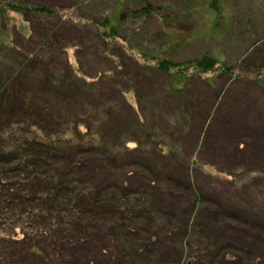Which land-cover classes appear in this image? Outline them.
Returning a JSON list of instances; mask_svg holds the SVG:
<instances>
[{"label": "rangeland", "instance_id": "rangeland-1", "mask_svg": "<svg viewBox=\"0 0 264 264\" xmlns=\"http://www.w3.org/2000/svg\"><path fill=\"white\" fill-rule=\"evenodd\" d=\"M0 4L6 9V15L0 13V49L8 51L3 59L8 73L18 69L19 54L24 57L21 61L32 55L54 60L62 71L67 61L73 70H80L76 54H83L84 70L95 76L103 66L100 58H108L113 67L117 49L126 50V58L118 57L117 62L130 74V82L122 80L119 86L148 123L146 130L131 129L128 105L108 107V113L112 110L109 119L99 124L104 139L120 146L126 133L133 142L115 169L104 167L108 157L100 154L98 161L104 166H92L93 183L95 188L112 186L108 195H121L130 180L126 197L137 211L142 209L143 243L157 247L156 258L160 252L163 257L174 256L185 240L199 249L196 253L191 246L185 249L191 264H264V187L260 180L264 169L252 172L249 167L264 164V0H0ZM148 6L153 13L144 17L141 10ZM39 7L50 12L37 13L34 8ZM119 11L123 14L122 39L105 43L91 21ZM36 26L43 27L46 46L36 41ZM209 55L219 60L213 70L201 73L188 64ZM162 59L179 65L172 69L173 75L188 74L183 93L173 96L167 92L172 81L163 71L148 76L146 69L156 68ZM173 84L181 83L173 80ZM107 95L114 100L111 90ZM87 116L88 120L92 117ZM130 171H135L131 179ZM193 190L200 199L186 226L183 215L187 220ZM134 191L139 194L133 196ZM99 223L85 241L74 244L76 251L68 248L72 253L68 264L80 262L73 257L77 247L79 259L86 255L99 264H108L110 258L116 262V243L108 235L112 223ZM77 237L76 232L71 239L79 242ZM134 244H127L129 253ZM17 252L19 256L13 259L18 264L25 252Z\"/></svg>", "mask_w": 264, "mask_h": 264}, {"label": "trees", "instance_id": "trees-1", "mask_svg": "<svg viewBox=\"0 0 264 264\" xmlns=\"http://www.w3.org/2000/svg\"><path fill=\"white\" fill-rule=\"evenodd\" d=\"M0 6L3 9L0 10L1 16L6 15L5 6ZM149 8L141 10L142 16L148 17L153 13ZM34 10L37 13L50 12L44 7ZM110 15L92 20L91 26L98 30L100 40L116 43L117 39H122L120 20L123 14L119 11L114 16ZM32 30L30 28L29 32ZM35 30L39 32L38 44L46 46L47 38L41 36L43 27L36 26ZM57 31L60 32L59 29ZM117 50V56L113 54L116 57L112 60L113 67H109L108 58H100L103 66L94 76L84 70L83 54H76L80 70H73L66 59L68 65L65 72L57 69L61 64L56 66L54 60H40L39 56L33 58L32 55V59L21 61L24 57L19 54L18 69L8 73L3 60L8 51L0 49V264H17L13 259L20 254L17 250L22 254L25 252L24 259L20 256L22 260L18 264H68L66 259L72 256L68 248L75 250V243L85 241L92 228H99L101 220L112 223L108 235L114 238L115 241H112L116 243L115 248L121 256L113 254L120 260L115 262L110 258L108 264H191L192 259L186 256L185 249L191 246L194 253L199 250L183 240L184 247L174 250V256L168 254L165 256L168 258H165L160 252L159 258H156L154 248L157 247L154 245L150 248V244L143 243L145 239L141 233L146 227L140 224L143 222L139 214L142 209L137 211V206L126 197L125 192L131 191L130 180H126L128 185L124 183L122 188L125 191L121 195L118 191V195H108L112 186L95 188L93 179L96 173L92 166L99 163L103 167L105 163L104 167L107 165L108 169H115L119 165L117 163L130 153L128 144L133 142L126 133L121 136L126 141L120 146L104 139L99 124L101 119H109L112 110L108 113V107L116 108V105L123 103L128 105L131 112H125L126 117L130 118L128 125L131 129L146 130L148 123L123 96L124 90L120 89L122 80L130 82V74L117 62L118 57L126 58V50L123 47ZM143 56L147 58L148 55ZM188 64L206 73L213 70L219 60L209 55ZM178 66L168 59H162L156 68L149 66L146 70L148 76L153 71L165 72L172 81L167 92L174 96L183 93L185 84L189 82L188 74L180 72L173 75L172 69ZM106 67L110 70H106ZM113 71H116V75ZM185 71L189 72L187 69ZM173 80L181 84L175 86ZM131 89L132 85L129 91ZM110 90L114 100L107 95ZM87 115L93 118L88 120ZM153 128H156L155 125ZM148 133L152 138L149 130ZM162 137L165 135L162 134ZM102 153L107 155L105 160H108V164L98 161ZM180 158L186 159L184 156ZM134 174L135 171H130L128 178L131 179ZM133 193V196H137L138 192ZM192 193L195 198L193 203H189L190 212L186 211L187 220L183 215L186 226H189V218L194 215L196 202L200 199L197 191L193 190ZM141 200L145 201V198ZM147 207L149 209L148 204ZM76 232L79 242L71 239ZM131 241L136 244L129 246V253L126 246ZM77 250L73 252V257L80 262L74 264H99L96 260H88L86 255L80 256V259L84 258L80 260L76 256L81 250L79 247ZM55 256L60 260H55Z\"/></svg>", "mask_w": 264, "mask_h": 264}, {"label": "crops", "instance_id": "crops-1", "mask_svg": "<svg viewBox=\"0 0 264 264\" xmlns=\"http://www.w3.org/2000/svg\"><path fill=\"white\" fill-rule=\"evenodd\" d=\"M252 74H250L249 76H251ZM254 75V74H253ZM248 76V75H247ZM250 78V77H249ZM249 81H251V78H250V80ZM250 168H251V170H252V172H254V171H263V169H264V164H261V163H257V164H254V165H250L249 166ZM263 173H264V171H263ZM260 176H262V174L260 175ZM260 180L263 182L262 184V187H264V176H262V177H260ZM264 207V206H263ZM252 208H249V210H250V212L252 211L251 210ZM264 209V208H263ZM262 225V224H261ZM264 231V230H263ZM260 233H258V234H256V238L258 237V236H260L259 235ZM257 245L253 242V247H255V248H257L256 247ZM257 249H259V250H261L260 249V246H258V248ZM264 252V251H263Z\"/></svg>", "mask_w": 264, "mask_h": 264}]
</instances>
